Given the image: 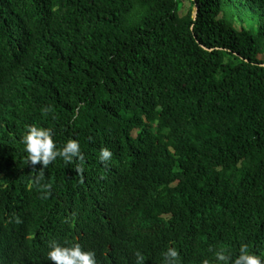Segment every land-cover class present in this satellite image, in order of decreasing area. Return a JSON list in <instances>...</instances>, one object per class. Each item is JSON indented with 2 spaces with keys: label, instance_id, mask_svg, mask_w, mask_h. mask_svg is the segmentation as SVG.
I'll use <instances>...</instances> for the list:
<instances>
[{
  "label": "trees",
  "instance_id": "trees-1",
  "mask_svg": "<svg viewBox=\"0 0 264 264\" xmlns=\"http://www.w3.org/2000/svg\"><path fill=\"white\" fill-rule=\"evenodd\" d=\"M190 1L0 0V264H264V0ZM28 125L82 159L31 165Z\"/></svg>",
  "mask_w": 264,
  "mask_h": 264
},
{
  "label": "clouds",
  "instance_id": "clouds-1",
  "mask_svg": "<svg viewBox=\"0 0 264 264\" xmlns=\"http://www.w3.org/2000/svg\"><path fill=\"white\" fill-rule=\"evenodd\" d=\"M23 150L27 154V162L31 165L41 164V168H46L49 163L60 157L65 163H71L74 158L82 159L80 145L77 140L68 139L57 149L52 138L50 129L26 126V131L21 136ZM112 156V152L107 148H101L98 155L100 162H107ZM80 169L78 168L77 171ZM42 176L36 178L39 184ZM48 187L47 184L44 185ZM216 264H262L261 258L249 250L247 244H241L238 254L232 257L226 254L223 248L214 253ZM178 257L177 250L169 247L164 253V264H176ZM47 259L54 264H95L94 253L84 251L79 243L62 245L52 240L48 244ZM137 264H143V257L137 253ZM207 264V261L204 262Z\"/></svg>",
  "mask_w": 264,
  "mask_h": 264
},
{
  "label": "rangeland",
  "instance_id": "rangeland-1",
  "mask_svg": "<svg viewBox=\"0 0 264 264\" xmlns=\"http://www.w3.org/2000/svg\"><path fill=\"white\" fill-rule=\"evenodd\" d=\"M190 7H191V1L190 0H183V2L181 0L180 14H185L189 10Z\"/></svg>",
  "mask_w": 264,
  "mask_h": 264
},
{
  "label": "water",
  "instance_id": "water-1",
  "mask_svg": "<svg viewBox=\"0 0 264 264\" xmlns=\"http://www.w3.org/2000/svg\"><path fill=\"white\" fill-rule=\"evenodd\" d=\"M196 13V12H195ZM195 15V14H194Z\"/></svg>",
  "mask_w": 264,
  "mask_h": 264
}]
</instances>
